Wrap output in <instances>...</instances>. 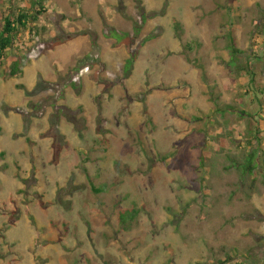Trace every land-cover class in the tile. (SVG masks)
<instances>
[{"label":"rangeland","instance_id":"374dc122","mask_svg":"<svg viewBox=\"0 0 264 264\" xmlns=\"http://www.w3.org/2000/svg\"><path fill=\"white\" fill-rule=\"evenodd\" d=\"M45 6L22 75L0 67V264H264V0ZM136 22L126 78L109 32Z\"/></svg>","mask_w":264,"mask_h":264},{"label":"trees","instance_id":"16d2710c","mask_svg":"<svg viewBox=\"0 0 264 264\" xmlns=\"http://www.w3.org/2000/svg\"><path fill=\"white\" fill-rule=\"evenodd\" d=\"M47 0H15V7H9V11L3 17L2 25H0V67L3 78H16L22 75L23 73V64L25 55L22 53V49L14 50L13 46L15 41H18L21 38L22 34L34 36L38 32V22L40 17L47 12L45 2ZM13 9V10H12ZM11 10V11H10ZM158 11L152 12L153 15H157ZM139 17L142 20V23H145L147 20V14L143 8L139 12ZM231 26V24H230ZM231 28V27H230ZM173 29L174 34L177 39L182 38L183 27L181 23L173 19ZM230 30V29H229ZM142 31V26L136 22L133 26L132 34L130 32H120L114 28L110 29L109 37L113 38L115 42L113 45L115 47L124 45L128 56L124 60L123 64V75L124 77H129L134 69V65L137 59V54L131 50V46L134 43L135 39L140 35ZM228 36V48L231 53V59L235 58L239 52L236 43L235 36L232 32H227ZM152 37V36H149ZM96 47V46H95ZM192 44L187 42L185 48L191 49ZM93 79L97 83H102V77L100 75H95ZM231 108V106H229ZM257 135H259L257 133ZM254 136V139L259 143L258 136ZM247 139V141L250 140ZM250 142V141H249ZM258 146V145H257ZM257 146H253V149L250 150L241 161L231 158L233 165L240 170L242 176H252V181L255 180L257 173L255 172L256 168V157H257ZM19 174V173H18ZM22 181H25V178H21ZM95 192H101L103 188L93 187ZM138 210L136 208L122 210L118 214V221L122 228L127 229L129 223L133 222L136 219Z\"/></svg>","mask_w":264,"mask_h":264},{"label":"crops","instance_id":"0c3cea01","mask_svg":"<svg viewBox=\"0 0 264 264\" xmlns=\"http://www.w3.org/2000/svg\"><path fill=\"white\" fill-rule=\"evenodd\" d=\"M131 76V75H130Z\"/></svg>","mask_w":264,"mask_h":264}]
</instances>
